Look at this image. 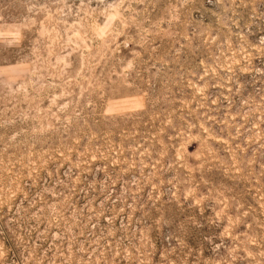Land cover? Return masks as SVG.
<instances>
[{"label":"rangeland","instance_id":"374dc122","mask_svg":"<svg viewBox=\"0 0 264 264\" xmlns=\"http://www.w3.org/2000/svg\"><path fill=\"white\" fill-rule=\"evenodd\" d=\"M0 264H264V0H0Z\"/></svg>","mask_w":264,"mask_h":264}]
</instances>
